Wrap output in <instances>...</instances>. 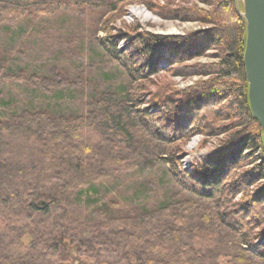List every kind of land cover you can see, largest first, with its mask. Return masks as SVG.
Masks as SVG:
<instances>
[{"label":"trees","instance_id":"trees-1","mask_svg":"<svg viewBox=\"0 0 264 264\" xmlns=\"http://www.w3.org/2000/svg\"><path fill=\"white\" fill-rule=\"evenodd\" d=\"M163 1L0 0V30L73 12L104 16L109 33L133 3L207 26L184 36L134 29L101 40L104 58L126 71L141 98L91 87L84 115L29 109L0 118V264H264V185L250 193L264 181V140L249 102L243 3L201 0L204 9ZM211 49L217 62L185 64ZM7 61L0 47V73ZM161 72L206 79L183 90L162 80L153 91L141 84ZM6 76L34 89L64 85L24 71ZM195 134L226 138L205 161L169 171L176 192L168 201L134 194L140 204L109 199L91 209L78 201L104 183L173 165Z\"/></svg>","mask_w":264,"mask_h":264},{"label":"rangeland","instance_id":"rangeland-1","mask_svg":"<svg viewBox=\"0 0 264 264\" xmlns=\"http://www.w3.org/2000/svg\"><path fill=\"white\" fill-rule=\"evenodd\" d=\"M150 3L166 5L163 0H150ZM178 5L209 9L208 5L201 0L184 3L177 1L171 8ZM135 9L147 12L151 18L132 15L131 12ZM124 11L123 17L117 18L109 25L111 27L109 33L102 30L104 16L100 17L97 14L79 16L73 12H64L56 17L39 18L2 28L0 47L8 61L5 69L0 73V118H9L29 109L50 110L56 114L69 116L84 115L88 111L91 87L124 95L132 92L141 98L143 91H133L137 84H132L126 71L119 64L104 58L100 49L101 40L107 38L109 34L115 35L119 31L131 32L134 29H137L138 33L184 36L207 27L200 22L165 19L143 3L130 4ZM107 16L109 14L106 18ZM135 36L136 34L133 35ZM125 48L126 41H122L119 49L125 50ZM217 52L211 49L204 56L194 58L185 64L215 63L218 61L215 58ZM19 71H24L27 75L52 77L64 85L52 90L34 89V86L12 82L6 76L7 73L13 75L18 74ZM203 79L206 78L174 77L170 73L161 72L150 82L143 81L141 84L147 90L153 91L155 89L153 84L162 80L171 82L175 88L183 90ZM225 138L226 135L195 134L182 145L179 158L173 165H166L165 169L143 176H129L119 182L104 183L97 189L80 195L78 201L87 209L99 206L109 199L134 201L140 204L142 201L139 198L135 197L132 200L134 194L137 197L150 196L146 199L149 204L166 202L176 192V186L171 182L169 171L172 172L174 168L177 171L185 170V160L192 165L205 161L217 151L216 149L221 146ZM263 185L264 181H261L252 187L251 195H256ZM239 199L240 197L237 200ZM98 261L100 264H110L113 260L101 258Z\"/></svg>","mask_w":264,"mask_h":264},{"label":"water","instance_id":"water-1","mask_svg":"<svg viewBox=\"0 0 264 264\" xmlns=\"http://www.w3.org/2000/svg\"><path fill=\"white\" fill-rule=\"evenodd\" d=\"M242 1V16L247 24L244 65L249 102L253 117L261 125L264 140V0Z\"/></svg>","mask_w":264,"mask_h":264},{"label":"bare ground","instance_id":"bare-ground-1","mask_svg":"<svg viewBox=\"0 0 264 264\" xmlns=\"http://www.w3.org/2000/svg\"><path fill=\"white\" fill-rule=\"evenodd\" d=\"M131 14L134 15V16L135 15H139V16L144 17V18H151L150 15L147 12L143 11V10L135 9L134 11L131 12Z\"/></svg>","mask_w":264,"mask_h":264},{"label":"built area","instance_id":"built-area-1","mask_svg":"<svg viewBox=\"0 0 264 264\" xmlns=\"http://www.w3.org/2000/svg\"><path fill=\"white\" fill-rule=\"evenodd\" d=\"M184 164H185V165H184V169H185V170L191 168L192 163L189 164V162L185 160V161H184Z\"/></svg>","mask_w":264,"mask_h":264}]
</instances>
